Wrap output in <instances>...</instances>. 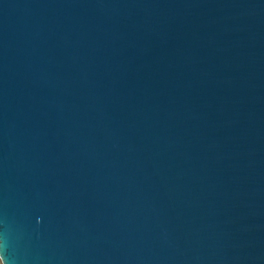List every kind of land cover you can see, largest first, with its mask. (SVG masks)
I'll return each mask as SVG.
<instances>
[{"label": "water", "instance_id": "obj_1", "mask_svg": "<svg viewBox=\"0 0 264 264\" xmlns=\"http://www.w3.org/2000/svg\"><path fill=\"white\" fill-rule=\"evenodd\" d=\"M1 264H264V0H0Z\"/></svg>", "mask_w": 264, "mask_h": 264}, {"label": "rangeland", "instance_id": "obj_2", "mask_svg": "<svg viewBox=\"0 0 264 264\" xmlns=\"http://www.w3.org/2000/svg\"><path fill=\"white\" fill-rule=\"evenodd\" d=\"M1 264V263H0Z\"/></svg>", "mask_w": 264, "mask_h": 264}]
</instances>
